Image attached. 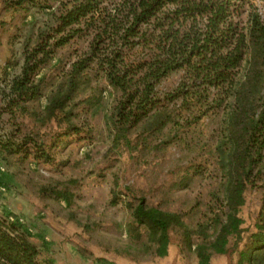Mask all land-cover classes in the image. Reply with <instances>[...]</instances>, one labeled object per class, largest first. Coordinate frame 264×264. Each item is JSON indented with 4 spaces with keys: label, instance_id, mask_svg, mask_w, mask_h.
Listing matches in <instances>:
<instances>
[{
    "label": "trees",
    "instance_id": "1",
    "mask_svg": "<svg viewBox=\"0 0 264 264\" xmlns=\"http://www.w3.org/2000/svg\"><path fill=\"white\" fill-rule=\"evenodd\" d=\"M1 3L34 20L26 23L21 60L7 61L0 79L2 113L13 123L7 138H0V155L52 164V151L62 140L82 136L83 114L95 117L106 104L115 149L193 150L199 125L219 116L209 153L220 190L211 195L207 223L192 228L185 215L149 206L145 199L125 206L133 218L129 235L145 254L166 256L174 229L189 245L194 235L202 241L196 247L199 264L230 253L231 240L237 249L247 232L239 217L245 194L264 171V20L253 0ZM176 74L182 75L177 87L162 91V83ZM20 119L57 128L51 145L22 133ZM199 167L188 169L192 175L184 188L203 174ZM44 191L68 205L73 200L67 189ZM18 219L0 214V264H54L40 259L30 229ZM238 264H264V199Z\"/></svg>",
    "mask_w": 264,
    "mask_h": 264
},
{
    "label": "rangeland",
    "instance_id": "2",
    "mask_svg": "<svg viewBox=\"0 0 264 264\" xmlns=\"http://www.w3.org/2000/svg\"><path fill=\"white\" fill-rule=\"evenodd\" d=\"M264 20V0H253ZM40 22L41 15H35ZM34 15L6 11L0 0V79L7 61L21 60L27 22ZM247 14L242 17L246 22ZM181 74L165 80L160 89L171 91L180 82ZM44 105V103H42ZM106 109L95 117L83 114L79 125L82 136L69 137L52 153V164L36 162L32 157L13 156L5 160L7 171L0 173V186L7 192L0 196V214L12 213L25 221L32 242L39 248L42 261L54 264H199L196 247L202 243L192 236L191 245L182 231L172 230L167 255L158 257L140 251V244L129 235L133 222L126 202L145 199L149 206L185 215L192 228L207 223L211 195L220 190V178L209 152L216 141L220 117L206 119L199 125L193 150L185 145H172L165 151L147 152L141 148L115 149L106 126ZM0 98V138L13 130L8 115L2 113ZM22 133L32 134L39 141L52 143L57 128H42L31 120L17 122ZM191 165H200L203 174L193 178L184 188L186 177L192 175ZM185 179V180H184ZM184 181V182H183ZM67 189L73 200L68 205L48 195L45 189ZM117 195L118 198H114ZM264 199V171L255 187L245 194V205L239 217L243 220V242L227 255H213L210 264H238L255 231ZM118 201L115 203L114 201Z\"/></svg>",
    "mask_w": 264,
    "mask_h": 264
},
{
    "label": "built area",
    "instance_id": "3",
    "mask_svg": "<svg viewBox=\"0 0 264 264\" xmlns=\"http://www.w3.org/2000/svg\"><path fill=\"white\" fill-rule=\"evenodd\" d=\"M7 171L6 167L0 162V173H5ZM7 192L5 187L0 186V196ZM20 223L25 224V221L21 218L18 219Z\"/></svg>",
    "mask_w": 264,
    "mask_h": 264
}]
</instances>
